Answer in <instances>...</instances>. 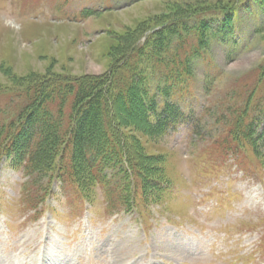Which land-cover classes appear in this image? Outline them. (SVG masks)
<instances>
[{
  "label": "rangeland",
  "instance_id": "obj_1",
  "mask_svg": "<svg viewBox=\"0 0 264 264\" xmlns=\"http://www.w3.org/2000/svg\"><path fill=\"white\" fill-rule=\"evenodd\" d=\"M171 2L192 4L0 0V123L20 101L4 93L16 76H105L125 36L173 14ZM234 28L237 47L213 38L195 63L180 92L191 118L169 137L156 140L145 126L119 118L144 160L164 159L170 186L160 203L144 206L138 198L131 210L120 203L110 211L106 192L119 178L82 186L85 193L58 181L35 211L26 205L24 165L1 158L0 264H264V16L243 7ZM257 114L255 151L235 137Z\"/></svg>",
  "mask_w": 264,
  "mask_h": 264
},
{
  "label": "trees",
  "instance_id": "obj_2",
  "mask_svg": "<svg viewBox=\"0 0 264 264\" xmlns=\"http://www.w3.org/2000/svg\"><path fill=\"white\" fill-rule=\"evenodd\" d=\"M191 1L168 3L173 14L145 21L125 36L105 76H16L18 81L4 89L10 98H21L9 120L0 123V161L7 157L24 165L28 207L38 210L58 181L85 193L82 186L107 187L111 178L121 182L113 193L106 192L110 211L120 203L131 210L138 198L144 206L161 202L170 186L164 159L157 157L152 165L144 160L119 118L145 126L156 140L171 135L189 118L180 92L188 90L194 65L206 57L210 41L218 37L238 46L234 24L243 7L264 16V0ZM94 13L85 10V16ZM255 93L257 88L245 100ZM258 110L264 115V103ZM261 121L257 114L243 126L235 137L241 147L257 151ZM235 125L241 131L242 120Z\"/></svg>",
  "mask_w": 264,
  "mask_h": 264
}]
</instances>
